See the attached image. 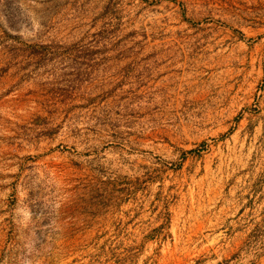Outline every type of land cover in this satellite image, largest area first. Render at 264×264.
Masks as SVG:
<instances>
[{
	"label": "rangeland",
	"instance_id": "1",
	"mask_svg": "<svg viewBox=\"0 0 264 264\" xmlns=\"http://www.w3.org/2000/svg\"><path fill=\"white\" fill-rule=\"evenodd\" d=\"M0 264H264V0H0Z\"/></svg>",
	"mask_w": 264,
	"mask_h": 264
}]
</instances>
